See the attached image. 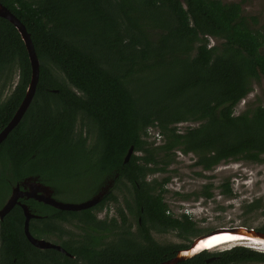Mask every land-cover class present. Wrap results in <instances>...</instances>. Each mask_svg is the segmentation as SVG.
Here are the masks:
<instances>
[{
  "label": "trees",
  "instance_id": "1",
  "mask_svg": "<svg viewBox=\"0 0 264 264\" xmlns=\"http://www.w3.org/2000/svg\"><path fill=\"white\" fill-rule=\"evenodd\" d=\"M0 3L26 26L40 60L33 101L0 144V208L12 186L30 177L52 187L55 198L87 193L84 202L109 180L113 190L132 191L133 198L123 194L111 219H98L97 212L119 202L112 189L96 206L77 212L29 202L42 216L31 221V234L45 240L70 235L58 245L72 257L33 246L24 211L16 206L0 220V264H162L211 232L188 214L171 213L167 174L178 152L197 157L199 176L231 161L264 162V106L235 112L255 81H264V36L253 27L256 18L244 16L241 4L222 0ZM210 38L221 42L211 46ZM15 70L19 80L10 96L2 101L0 93V133L32 79L25 43L0 17L3 89ZM183 123L191 124L184 132ZM156 134L163 144L154 142ZM131 147L134 154L124 162ZM156 174L167 176L148 179ZM205 188L195 196L213 198ZM222 188L232 197L229 183ZM245 208L264 217V199ZM63 222L82 234L68 232ZM257 230L264 233V224ZM171 232L185 242L161 243L154 236ZM177 264H264V250L234 246Z\"/></svg>",
  "mask_w": 264,
  "mask_h": 264
},
{
  "label": "rangeland",
  "instance_id": "2",
  "mask_svg": "<svg viewBox=\"0 0 264 264\" xmlns=\"http://www.w3.org/2000/svg\"><path fill=\"white\" fill-rule=\"evenodd\" d=\"M222 1L224 3L241 4L244 16L248 18H256L257 24H253V27L264 36V0ZM220 42L221 40L210 38L211 46L218 45ZM15 73L16 75L13 81L6 85L4 89L3 84L5 77L1 78L0 93L2 92V97L8 98L16 86L19 80V71L15 70ZM259 105L264 106V81L261 83L255 81L253 91L237 106L235 111L236 115L244 112L248 107H256ZM188 126H191V124L183 123L179 125V129L183 131ZM150 141L152 142L153 138L150 139ZM154 142L157 143V145L160 143L156 141ZM160 144H163V142ZM177 156L176 163L170 167L169 170L171 172L167 174L171 176V181L167 186L168 193L165 194V200L173 215L179 217L182 214H188L203 232L209 230L213 232L219 229H234L239 227L258 229L264 224L263 216L259 213H247V208H245L256 199H264V162L249 163L245 161H231L220 164L212 171H203V176H199L198 173H201L202 169L194 166V163L197 160V157L194 154L184 155L178 152ZM167 175H150L148 179H161ZM225 183L230 184V187L233 190L232 197H227L222 194V186ZM206 186L208 187V191L213 194V198L206 199L204 196H199L197 198L195 194L205 192L207 190V188H205ZM114 191L119 202L111 203L106 207L101 212L102 216L107 213L109 218L116 217L117 208L120 205H123L124 195L129 198L130 201L133 199L131 194L132 191L129 192L128 190H124V188L123 190L115 189ZM87 196V193H63L57 196L56 200L62 203L77 204L79 202L82 203ZM184 196L188 197V199ZM130 220L134 224V229H136L135 218L131 216ZM69 230L82 234L81 230L75 228H70ZM205 234L208 233H204L203 235ZM154 236L161 243L172 242L179 244L185 242V240L179 237L175 232L166 234L154 233ZM47 241L56 244L53 240ZM248 244L249 243H243V245ZM230 247H233V245L221 249L226 250ZM259 248L264 250V245H259Z\"/></svg>",
  "mask_w": 264,
  "mask_h": 264
},
{
  "label": "water",
  "instance_id": "3",
  "mask_svg": "<svg viewBox=\"0 0 264 264\" xmlns=\"http://www.w3.org/2000/svg\"><path fill=\"white\" fill-rule=\"evenodd\" d=\"M0 17L8 20L11 24L15 26L17 31L19 32L23 42L25 43V46L27 48L31 66H32V79L31 83L27 89L26 96L19 107L18 111L16 112L13 119L9 122V124L4 128V130L0 133V144L6 140L9 133L14 130L18 124L21 122L22 118L24 117L26 111L30 107L34 95L36 93V87L39 82L40 78V60L38 58V55L36 53L34 44L31 39V35L28 33L26 26L14 15L6 6H4L2 3H0ZM134 154V147H131L128 151L127 156L125 157L124 162H128L130 157ZM21 185L28 189V191H23L21 189ZM18 184L13 188L12 194L10 199L7 201V203L4 205V207L0 210V220H3L4 217L13 209V207L18 203V199L21 197H24V195L28 197H36L39 201L43 202L46 205H50L58 210H64V211H81L85 210L91 207L96 206L99 204L102 199L110 192V190L114 186V182L110 181L107 185L103 186L101 190L94 195L89 200H86L82 203L77 204H71V203H62L57 201L52 197L53 190L49 186H44L41 184H36L34 181H32L31 178L26 179L22 184ZM38 191H40V196H35ZM24 216H25V223H24V231L26 234V237L28 238L29 242L35 246L38 249L41 250H47V249H53L58 250L67 256H71L61 245L54 244L50 241H47L45 239H38L34 237L30 232V222L35 217L34 214H32L28 208L27 205H21ZM220 235H227L232 236L233 239H249V240H242V241H236L234 243H227L223 244L221 246H218L216 248H209V247H203L199 248V245L201 243L207 242L210 238L220 236ZM243 243H249L248 245H243ZM264 245V233L255 230V229H247L244 227L234 228V229H219L215 231H211L208 234H205L203 236H200L193 240L192 244L189 248L180 250L177 253V256L173 259L166 261L162 264H177L179 262H182L184 260H188L195 255L203 252H215L217 250H222L221 248L233 245L234 246H246V247H255L253 245L259 246ZM231 248V247H230ZM225 249V248H224Z\"/></svg>",
  "mask_w": 264,
  "mask_h": 264
},
{
  "label": "flooded vegetation",
  "instance_id": "4",
  "mask_svg": "<svg viewBox=\"0 0 264 264\" xmlns=\"http://www.w3.org/2000/svg\"><path fill=\"white\" fill-rule=\"evenodd\" d=\"M5 98V99H4ZM7 99V97H2V101H4V100H6ZM31 178V177H30ZM28 179V178H27ZM32 179V181H34V183H36V184H41V185H44V186H47V185H45L44 183H42L38 178H34V177H32L31 178ZM25 181V180H24ZM23 181V182H24ZM110 181V180H109ZM109 181H107V183L105 184V185H107L108 184V182ZM22 182V183H23ZM22 183H18V184H22ZM18 184H15L14 186H12V190L9 192V194L7 193L6 194V197H5V201H4V203H3V207H4V205L7 203V201L10 199V197H11V194H12V191H13V188L15 187V186H17ZM50 187V186H49ZM114 187H115V185H114ZM114 187H113V189H114ZM52 188V187H51ZM21 189L23 190V191H28V189H25L22 185H21ZM38 189L39 188H37L36 190H37V193H36V195L35 196H40L41 194H43V193H41L40 191H38ZM111 190V191H114V190ZM52 190H53V193H52V197L54 198V199H56L55 198V190L52 188ZM110 191V192H111ZM32 201H34V202H36V203H39V204H44L43 202H41V201H39L36 197H28V196H26V195H24V197H21V198H19L18 199V203L13 207V209L16 207V206H18V207H21V205H27L28 206V208H29V210H30V212H31V209H30V205H29V202H32ZM50 206V205H49ZM2 207V208H3ZM2 208H0V210L2 209ZM22 208V207H21ZM12 209V210H13ZM11 210V211H12ZM10 211V212H11ZM9 212V213H10ZM102 211H98L97 212V217H98V219H106V218H108V219H111V218H109L108 217V214L106 213L104 216H102V213H101ZM8 213V214H9ZM32 213V212H31ZM7 214V215H8ZM32 214H34V213H32ZM6 215V216H7ZM35 215V214H34ZM42 216H39V215H35V217L33 218V219H38V218H41ZM5 218V217H4ZM32 219V220H33ZM31 220V221H32ZM31 223V222H30ZM62 225L64 226V228L68 231V232H71V233H73V234H75L76 236H78V235H80L79 234V232H72L71 230H69L70 228H75V229H77L76 227H74V226H72L71 224H69V223H67V222H63L62 223ZM79 230V229H78ZM255 230H257V229H255ZM70 233V234H71ZM70 237V235H68V234H64V235H59V234H56V235H53V236H51V240H53L57 245L58 244H60L63 240H67L68 238ZM55 239V240H54Z\"/></svg>",
  "mask_w": 264,
  "mask_h": 264
},
{
  "label": "bare ground",
  "instance_id": "5",
  "mask_svg": "<svg viewBox=\"0 0 264 264\" xmlns=\"http://www.w3.org/2000/svg\"><path fill=\"white\" fill-rule=\"evenodd\" d=\"M242 240H249V239H233L232 236H227V235H220L216 237L214 236L210 238L207 242L201 243L199 245V248H203L206 246L212 249L221 246L223 244L234 243L236 241H242Z\"/></svg>",
  "mask_w": 264,
  "mask_h": 264
},
{
  "label": "built area",
  "instance_id": "6",
  "mask_svg": "<svg viewBox=\"0 0 264 264\" xmlns=\"http://www.w3.org/2000/svg\"><path fill=\"white\" fill-rule=\"evenodd\" d=\"M156 136H157V138H158V142H160V140L159 139H161V137H159V134H156Z\"/></svg>",
  "mask_w": 264,
  "mask_h": 264
},
{
  "label": "clouds",
  "instance_id": "7",
  "mask_svg": "<svg viewBox=\"0 0 264 264\" xmlns=\"http://www.w3.org/2000/svg\"><path fill=\"white\" fill-rule=\"evenodd\" d=\"M254 248H259V246H255ZM260 249V248H259Z\"/></svg>",
  "mask_w": 264,
  "mask_h": 264
}]
</instances>
